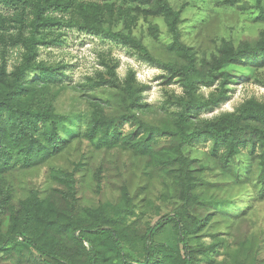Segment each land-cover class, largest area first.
Returning <instances> with one entry per match:
<instances>
[{"label":"rangeland","instance_id":"rangeland-1","mask_svg":"<svg viewBox=\"0 0 264 264\" xmlns=\"http://www.w3.org/2000/svg\"><path fill=\"white\" fill-rule=\"evenodd\" d=\"M169 2L175 9L182 8V40L201 60L205 57V67L213 55L221 56L226 48L246 43L254 46L264 32L255 0ZM0 12L8 11L0 5ZM132 32L159 60H179L169 50L171 37L162 18L141 17ZM61 39L59 46L43 47L40 59L66 65L65 83L36 85V90L39 104L50 103L57 114L66 116L65 128L73 135L60 128L62 136L68 139L60 154L30 169L16 167L6 175L12 199L1 217L0 237H5L14 225L13 213L35 193L42 202V213L46 211L64 221L80 220L84 226L107 225L106 220H115L117 213L128 210L119 228L126 235L125 252L136 261L144 260L140 238L145 231L166 215H178L183 227L190 225V218L203 221L198 232L189 236L193 250H205L196 255L197 264H264V175L258 150L252 153L249 146L243 147L224 168L216 157L220 153L213 154L210 141L184 148L182 153L190 161L188 178L192 186L186 205V165L174 136L179 111L174 102L185 95L178 79H171L165 70L147 62L137 49L101 35L68 29ZM21 55V48L12 47L6 38L0 40V64L5 61L9 72ZM117 62L121 86L133 72L134 89L141 95L140 106L133 109V114L154 131L156 140L148 155L128 146L108 148L102 141L90 142L84 136L97 110L108 117L126 114L122 89L103 83L102 74L105 79L108 77L106 65ZM226 69L233 80L226 85L228 99L217 107L194 111V120H212L236 112L251 100L264 105V67L249 62ZM220 82L219 79L210 87L199 85L198 95L208 98L217 93ZM136 131L135 123L121 126L125 136ZM60 172L74 174L78 200L68 196L67 185L58 179ZM16 221V227L23 228L26 235L47 241L48 245L53 239L58 247L66 245V256L73 254L71 259L85 261L82 251L75 250L67 235L44 229L36 222L23 225L21 217ZM156 243L171 248L176 256L183 254L173 224L160 230ZM0 264L45 263L36 254L26 252L21 260L13 254H0Z\"/></svg>","mask_w":264,"mask_h":264},{"label":"trees","instance_id":"trees-1","mask_svg":"<svg viewBox=\"0 0 264 264\" xmlns=\"http://www.w3.org/2000/svg\"><path fill=\"white\" fill-rule=\"evenodd\" d=\"M255 2L258 19L264 22V0ZM0 5L8 11L0 12V40L6 38L12 47L22 49L21 60L11 72L5 61L0 64V223L12 199L6 175L16 167L30 169L42 165L68 145V139L60 131L67 126L66 116L57 114L50 103L39 104L36 90V85L65 83L67 66L41 60L40 51L43 47L61 45L64 31L68 29L101 35L137 49L147 62L165 70L171 79H178L185 95L174 102L179 109L174 136L178 140L177 151L186 165L183 197L186 205L192 186L188 178L190 161L182 153L184 148L210 141L213 154L220 153L216 157L226 168L243 147L249 146L252 153L258 150L264 175V105L255 100L247 101L236 112L224 113L212 120L196 121L192 115L194 111L217 107L228 99L226 85L233 80L227 67L244 66L249 62L264 67V32L254 46L246 43L226 48L221 56L213 55L205 67V57L201 60L182 40V8L175 9L169 0H0ZM148 16L160 17L166 22L171 37L169 50L178 56V61L159 60L142 40L133 36L132 30L140 18ZM118 27L122 28L118 30ZM106 67L108 77L105 79L102 74L103 83L122 89L126 114L108 117L97 110L84 136L90 142L100 140L108 148L128 146L148 155L153 151L156 138L153 129L132 112L140 106L141 100L139 91L134 89V73L130 72L121 86L117 76L118 62ZM219 79L217 93L208 98L198 95L199 85L210 87ZM128 122L135 123L137 131L125 136L121 126ZM65 129L66 133L71 132ZM58 177L67 185L68 196L78 200V182L74 174L60 172ZM98 180L100 183V176ZM41 209L42 202L35 193L31 200L21 203V209L13 213L14 225L10 232L0 237V254H13L21 260L26 252L34 253L45 264H197L196 255L205 253L204 249L193 250L189 243V236L197 233L203 224L196 218H190L192 221L187 227L182 226L183 220L178 215L160 218L140 238L144 250V260L140 262L124 250L126 235L119 227L128 210L117 213L115 220H106L107 225L84 226L80 220H59L58 216L42 213ZM18 217L22 218L23 225L36 222L44 229L67 235L75 250L82 251L85 261L71 259L73 254L66 256V245L58 247L53 239L48 245L47 241L26 235L23 228L16 227ZM171 224L182 246V256L156 243L160 230Z\"/></svg>","mask_w":264,"mask_h":264}]
</instances>
